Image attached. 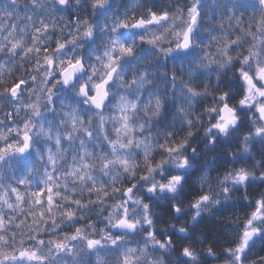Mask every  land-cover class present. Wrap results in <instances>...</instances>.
Wrapping results in <instances>:
<instances>
[{
    "label": "snow or ice",
    "instance_id": "obj_1",
    "mask_svg": "<svg viewBox=\"0 0 264 264\" xmlns=\"http://www.w3.org/2000/svg\"><path fill=\"white\" fill-rule=\"evenodd\" d=\"M210 262L264 264V0H0V264Z\"/></svg>",
    "mask_w": 264,
    "mask_h": 264
},
{
    "label": "trees",
    "instance_id": "obj_2",
    "mask_svg": "<svg viewBox=\"0 0 264 264\" xmlns=\"http://www.w3.org/2000/svg\"><path fill=\"white\" fill-rule=\"evenodd\" d=\"M17 76L20 75L19 72L16 73ZM237 209L232 210L233 213ZM235 214H238L235 212ZM228 213H225L219 220L216 219V217H212L209 221L210 225H213L212 228H210L209 231V239H212V232L214 231L216 236L219 237V243L223 244L226 240L230 239L231 237L226 231V225L228 223ZM211 264V263H210Z\"/></svg>",
    "mask_w": 264,
    "mask_h": 264
},
{
    "label": "flooded vegetation",
    "instance_id": "obj_3",
    "mask_svg": "<svg viewBox=\"0 0 264 264\" xmlns=\"http://www.w3.org/2000/svg\"><path fill=\"white\" fill-rule=\"evenodd\" d=\"M235 212H237L239 215H242V210H240V209L235 210ZM235 212H234V214H235Z\"/></svg>",
    "mask_w": 264,
    "mask_h": 264
},
{
    "label": "bare ground",
    "instance_id": "obj_4",
    "mask_svg": "<svg viewBox=\"0 0 264 264\" xmlns=\"http://www.w3.org/2000/svg\"><path fill=\"white\" fill-rule=\"evenodd\" d=\"M211 263V262H210Z\"/></svg>",
    "mask_w": 264,
    "mask_h": 264
},
{
    "label": "rangeland",
    "instance_id": "obj_5",
    "mask_svg": "<svg viewBox=\"0 0 264 264\" xmlns=\"http://www.w3.org/2000/svg\"><path fill=\"white\" fill-rule=\"evenodd\" d=\"M235 212V211H234Z\"/></svg>",
    "mask_w": 264,
    "mask_h": 264
}]
</instances>
